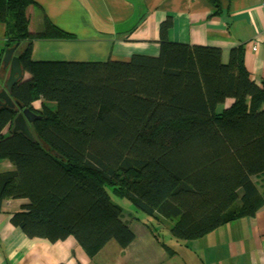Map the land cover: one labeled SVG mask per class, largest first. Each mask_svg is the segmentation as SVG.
Masks as SVG:
<instances>
[{
  "label": "trees",
  "instance_id": "1",
  "mask_svg": "<svg viewBox=\"0 0 264 264\" xmlns=\"http://www.w3.org/2000/svg\"><path fill=\"white\" fill-rule=\"evenodd\" d=\"M33 4L0 0L6 47L26 45L17 56L29 75L9 95L40 117L30 140L13 131L19 108L0 106V165L9 166L0 210L28 201L15 227L52 243L73 238L89 258L110 243L127 249L135 234L111 190L172 256L166 234L199 240L264 208V83L252 80L244 46L224 63L219 48L169 42V20L158 56L33 62L34 41L70 38L46 17L31 33Z\"/></svg>",
  "mask_w": 264,
  "mask_h": 264
},
{
  "label": "crops",
  "instance_id": "2",
  "mask_svg": "<svg viewBox=\"0 0 264 264\" xmlns=\"http://www.w3.org/2000/svg\"><path fill=\"white\" fill-rule=\"evenodd\" d=\"M26 15L31 33L42 28L46 17L70 35L65 40L34 41L33 62L105 63L133 55L158 56L161 27L170 20L169 42L219 48L224 63L231 50L244 46L252 80L264 83V0H218V5L209 0H34ZM6 35L7 26L0 22L2 87L9 73L2 59ZM28 77L24 73L23 80ZM27 204L2 203L0 264H264V208L199 240L178 242L166 234L163 240L175 251L172 256L141 221L130 217L124 220L130 223L134 242L127 249L110 243L89 258L73 238L52 243L31 239L15 227L12 216Z\"/></svg>",
  "mask_w": 264,
  "mask_h": 264
},
{
  "label": "water",
  "instance_id": "3",
  "mask_svg": "<svg viewBox=\"0 0 264 264\" xmlns=\"http://www.w3.org/2000/svg\"><path fill=\"white\" fill-rule=\"evenodd\" d=\"M18 46V45H17ZM16 47L5 49L3 54V69L4 71H9L8 79L5 82L7 88H3L0 84V106L15 108L16 106L19 108L20 113H18L15 121H14V132H21L30 140H34L33 135L29 129V124L32 123L37 118L32 111L28 109H23L20 105L15 104L10 96L9 93L12 90L13 86L18 84L20 81L23 80L24 71L21 67L20 58L15 56Z\"/></svg>",
  "mask_w": 264,
  "mask_h": 264
},
{
  "label": "rangeland",
  "instance_id": "4",
  "mask_svg": "<svg viewBox=\"0 0 264 264\" xmlns=\"http://www.w3.org/2000/svg\"><path fill=\"white\" fill-rule=\"evenodd\" d=\"M6 46H7V43H6ZM19 46H20V45L18 44V46H17V48H16L15 55L20 54L19 52L22 53V52L26 49V45H25V44H23V46L21 47V50H20V47H19ZM8 48H12V47H8ZM8 48L5 47V48H4V51H5V49H8ZM1 67H2V65H1ZM3 88L6 89V88H7V85L4 84V87H3ZM20 111H21V110H20ZM13 129H14V127H13ZM5 164H8V163L6 162ZM2 166H3V165L1 164L0 167H2ZM4 166H8V165H4ZM110 194H111V196H112V201H113L114 203H117V204H119V205H121V206L123 207V209H124V219H128V218H130L129 216H133L134 218H138V219L145 218V216H144L141 212H139V211H138V210H137V209H136L131 203L116 198V197L112 194L111 190H110ZM140 217H141V218H140ZM131 219H133V218H131ZM133 220H134V219H133ZM166 225L171 226L169 222H166ZM168 226H166V227H168ZM168 228H169V227H168Z\"/></svg>",
  "mask_w": 264,
  "mask_h": 264
},
{
  "label": "built area",
  "instance_id": "5",
  "mask_svg": "<svg viewBox=\"0 0 264 264\" xmlns=\"http://www.w3.org/2000/svg\"><path fill=\"white\" fill-rule=\"evenodd\" d=\"M253 50H254V52H256L257 51V47H254Z\"/></svg>",
  "mask_w": 264,
  "mask_h": 264
},
{
  "label": "bare ground",
  "instance_id": "6",
  "mask_svg": "<svg viewBox=\"0 0 264 264\" xmlns=\"http://www.w3.org/2000/svg\"><path fill=\"white\" fill-rule=\"evenodd\" d=\"M10 96V95H9ZM11 98V97H10ZM12 100V99H11ZM13 101V100H12ZM0 102H2V103H4L3 101H0Z\"/></svg>",
  "mask_w": 264,
  "mask_h": 264
}]
</instances>
